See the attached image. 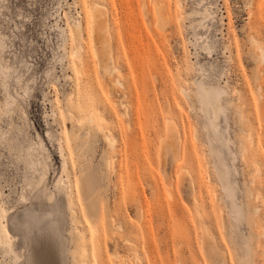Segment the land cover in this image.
I'll return each mask as SVG.
<instances>
[{
  "label": "rangeland",
  "instance_id": "374dc122",
  "mask_svg": "<svg viewBox=\"0 0 264 264\" xmlns=\"http://www.w3.org/2000/svg\"><path fill=\"white\" fill-rule=\"evenodd\" d=\"M260 47L264 0H0V264H264Z\"/></svg>",
  "mask_w": 264,
  "mask_h": 264
},
{
  "label": "bare ground",
  "instance_id": "6f19581e",
  "mask_svg": "<svg viewBox=\"0 0 264 264\" xmlns=\"http://www.w3.org/2000/svg\"><path fill=\"white\" fill-rule=\"evenodd\" d=\"M99 6V5H98ZM96 7V6H95ZM98 8V7H97ZM96 8V9H97ZM95 9V8H94ZM160 9V8H159ZM99 10V9H98ZM99 13V15H97V14H93V16H92V19H91V25H92V30H93V32H92V34H94L95 35V38H96V40L99 42V43H103V41L105 40L104 39V31L105 30H107V29H104V26H105V21H104V18H103V16H102V13L99 11L98 12ZM207 17H208V15L206 14V15H204V19H207ZM107 22V21H106ZM107 32H108V30H107ZM107 32H106V34H107ZM74 33H75V36L78 38L79 37V30H77V29H75L74 30ZM93 35V36H94ZM108 35V34H107ZM108 37H109V35H108ZM96 41V42H97ZM97 42V43H98ZM250 42H251V44L252 45H255L256 43H258V42H256V39L253 37V38H251L250 39ZM259 44V43H258ZM100 45V44H99ZM103 47V46H102ZM101 49V48H100ZM260 49V51H261V55L259 56V58L261 59V60H264V49H263V47H260L259 48ZM248 55L252 58V59H254V60H256V57H255V54L253 53V52H251V51H249L248 52ZM105 57V56H104ZM253 78L257 81L258 80V73L256 72V71H254V73H253ZM222 94L223 93H220V95H218V97L220 98V100H221V96H222ZM210 94H209V92L208 91H206V93H205V96L203 97V105L205 106V107H207L208 106V101H207V98H208V96H209ZM191 96V95H190ZM232 104V103H231ZM220 109H221V107H222V104H220ZM86 120V119H85ZM85 120H82V121H85ZM92 121V120H91ZM84 123V122H83ZM92 123V122H91ZM169 129V128H168ZM69 136H71L70 134H69ZM84 176H85V174L83 173V174H81V177H80V180H79V185H84V188L87 190L88 189V183H87V181H86V179H84ZM85 190V191H86ZM72 196H69V198H70V201L72 200V198H71ZM4 230V228L2 227V231ZM1 234V233H0ZM84 234H82L80 231H78L77 232V236L79 237V239L80 238H82V236H83ZM87 251V250H86Z\"/></svg>",
  "mask_w": 264,
  "mask_h": 264
}]
</instances>
